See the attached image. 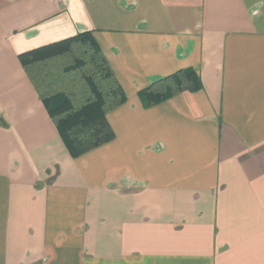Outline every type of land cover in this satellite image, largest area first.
Segmentation results:
<instances>
[{"label": "crops", "instance_id": "0c3cea01", "mask_svg": "<svg viewBox=\"0 0 264 264\" xmlns=\"http://www.w3.org/2000/svg\"><path fill=\"white\" fill-rule=\"evenodd\" d=\"M85 31L127 100L72 157L19 55ZM0 264H264V0H0Z\"/></svg>", "mask_w": 264, "mask_h": 264}, {"label": "trees", "instance_id": "16d2710c", "mask_svg": "<svg viewBox=\"0 0 264 264\" xmlns=\"http://www.w3.org/2000/svg\"><path fill=\"white\" fill-rule=\"evenodd\" d=\"M20 62L72 157L115 138L107 113L127 100L91 31L19 55ZM202 88L199 74L182 69L140 93L146 106Z\"/></svg>", "mask_w": 264, "mask_h": 264}]
</instances>
